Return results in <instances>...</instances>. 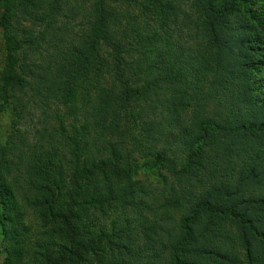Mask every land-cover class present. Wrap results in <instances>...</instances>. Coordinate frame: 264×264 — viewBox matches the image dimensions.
<instances>
[{
    "label": "trees",
    "instance_id": "obj_1",
    "mask_svg": "<svg viewBox=\"0 0 264 264\" xmlns=\"http://www.w3.org/2000/svg\"><path fill=\"white\" fill-rule=\"evenodd\" d=\"M0 0V264H264V0Z\"/></svg>",
    "mask_w": 264,
    "mask_h": 264
},
{
    "label": "rangeland",
    "instance_id": "obj_2",
    "mask_svg": "<svg viewBox=\"0 0 264 264\" xmlns=\"http://www.w3.org/2000/svg\"><path fill=\"white\" fill-rule=\"evenodd\" d=\"M184 2H185L184 6L189 10L190 2L188 0H185ZM10 120H11V115L8 112L4 113L1 116L0 124H1L2 132L7 133L10 130Z\"/></svg>",
    "mask_w": 264,
    "mask_h": 264
}]
</instances>
